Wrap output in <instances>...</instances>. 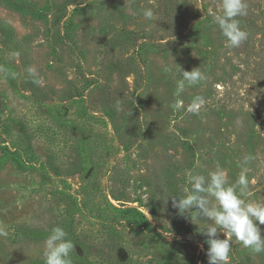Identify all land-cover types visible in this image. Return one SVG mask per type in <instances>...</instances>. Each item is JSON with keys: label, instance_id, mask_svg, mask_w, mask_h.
<instances>
[{"label": "rangeland", "instance_id": "1", "mask_svg": "<svg viewBox=\"0 0 264 264\" xmlns=\"http://www.w3.org/2000/svg\"><path fill=\"white\" fill-rule=\"evenodd\" d=\"M247 5L230 47L221 0H0V264H45L55 226L73 264H208L210 221L170 196L252 156L264 203V0ZM179 67L205 79L177 97ZM230 239L228 264H264Z\"/></svg>", "mask_w": 264, "mask_h": 264}, {"label": "clouds", "instance_id": "2", "mask_svg": "<svg viewBox=\"0 0 264 264\" xmlns=\"http://www.w3.org/2000/svg\"><path fill=\"white\" fill-rule=\"evenodd\" d=\"M222 14L215 16V21L226 38L228 46L239 47L248 38V33L240 26L237 17L247 15V0H221ZM146 19H154L151 8L143 11ZM181 78L177 81L175 95L180 96L187 86H193L205 79L200 67L191 71H183L180 67ZM39 83L40 81H34ZM182 100L177 99L173 108L178 110L182 106ZM206 100L202 96L193 98L188 111L194 112L205 105ZM253 159L245 156L243 165H247ZM242 165L241 172L234 183H229L224 169L217 167L214 171L205 174L189 173L188 183L190 188L184 189L183 195L170 196L172 205L178 210V214L184 217L189 213L190 219L206 218L210 221L208 226L199 230L207 237L208 264H228L232 251L231 237H235L246 248L259 254L264 252V235L261 234V225H264V203L249 200V179L247 167ZM178 197V198H177ZM211 198V199H210ZM214 201V203L212 202ZM195 209V210H194ZM221 230L225 238H220ZM75 249L74 242L68 238L67 232L61 226H55L47 236L43 257L45 264H73L72 252Z\"/></svg>", "mask_w": 264, "mask_h": 264}]
</instances>
